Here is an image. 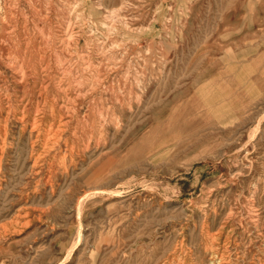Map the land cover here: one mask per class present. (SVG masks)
Returning a JSON list of instances; mask_svg holds the SVG:
<instances>
[{
	"label": "rangeland",
	"instance_id": "obj_1",
	"mask_svg": "<svg viewBox=\"0 0 264 264\" xmlns=\"http://www.w3.org/2000/svg\"><path fill=\"white\" fill-rule=\"evenodd\" d=\"M0 144V264L264 263V0H0Z\"/></svg>",
	"mask_w": 264,
	"mask_h": 264
},
{
	"label": "bare ground",
	"instance_id": "obj_2",
	"mask_svg": "<svg viewBox=\"0 0 264 264\" xmlns=\"http://www.w3.org/2000/svg\"><path fill=\"white\" fill-rule=\"evenodd\" d=\"M99 6H100V5H99ZM5 7H6V6H5ZM68 7H69V6H68ZM73 7H74V6H73ZM6 8H7V7H6ZM97 8H98V7H97ZM99 8H100V7H99ZM10 9H11V8H10ZM10 9H9V10H10ZM70 12H71V11H70ZM111 12H112V11H111ZM7 13H8V12H7ZM68 13H69V12H68ZM74 13H75V12H74ZM75 14H77V13H75ZM110 14H111V13H110ZM109 16H110V15H109ZM22 17H23V16H22ZM88 17H89V16H88ZM118 17H119V16L116 15V18H118ZM106 18H107V17H106ZM106 18H105V19H106ZM105 19H104V20H105ZM74 20H75V19H74ZM111 20H112V19H111ZM77 21H78V20H77ZM113 21H114V20H113ZM113 21H112V22H113ZM22 22H23V21H22ZM59 22H60V21H59ZM64 22H65V21H64ZM69 22H70V21H69ZM118 22H119V21H118ZM4 23H5V22H4ZM66 23H67V22H66ZM66 23H65V24H66ZM34 24H35V23H34ZM58 24H59V23H58ZM61 24H63V23H61ZM86 24H87V23H86ZM90 24H91V23H90ZM106 24H108V22H107ZM106 24H105V28H106ZM112 24H113V23H111V25H112ZM98 25H99V24H98ZM102 25H103V24H102ZM102 25H101V26H102ZM108 25H109V24H108ZM119 25H120V24H119ZM63 26H64V25H63ZM33 27H34V26H33ZM33 27H32V28H33ZM76 27H77V26H76ZM103 27H104V25H103ZM109 27H110V26H109ZM118 27H119V26H118ZM2 28H3V27H2ZM120 28H121V27H120ZM120 28H119V29H120ZM70 29H71V28H70ZM70 29H69V26L67 25L66 29L64 30L65 34H68ZM110 29H111V28H110ZM113 29H114V27H113ZM9 30H10V29H9ZM20 30H21V29H20ZM77 30H79V29H77ZM5 31H6V30H5ZM5 31L2 30V32H5ZM39 31H40V29H39ZM94 31H95V30H94ZM113 31H114V30H113ZM7 32H8V31H7ZM35 32H36V31H35ZM49 32H50V31H49ZM61 32H62V31H61ZM95 32H96V31H95ZM106 32H107V30H106ZM36 33H40V32H36ZM108 33H109V32H108ZM108 33H107V34H108ZM137 33H138V32H137ZM62 34H64V33H62ZM65 34H64V35H65ZM94 34H95V33H94ZM111 34H112V33H111ZM139 34H140V33H139ZM21 35H22V34H21ZM59 35H60V34H59ZM74 35H76V34H74ZM125 35H126V34H125ZM127 35H128V34H127ZM34 36H35V34H34ZM51 36H52V35H51ZM69 36H70V35H69ZM114 36H115V35H114ZM40 37H42V36H40ZM45 37H46V36H45ZM47 37H48V36H47ZM124 37H125V36H124ZM49 38H50V37H49ZM63 38H65V37H63ZM125 38H126V37H125ZM226 38H227V37H226ZM22 39H23V38H22ZM41 39H42V38H41ZM45 39H46V38H45ZM45 39H44V41H45ZM54 39H55V38H54ZM68 39H69V38H68ZM105 39H106V38H105ZM121 39H122V38H121ZM42 40H43V39H42ZM49 40H50V39H49ZM126 40H128V39H126ZM132 40H134V39H132ZM132 40H131V41H132ZM135 40H136V39H135ZM123 41H124V40H123ZM17 42H18V39H17ZM19 42H20V41H19ZM50 42H51V41H50ZM54 42H56V41H54ZM65 42H66V41H65ZM43 43H44V42H43ZM142 43H143V42H142ZM53 44H54V43H53ZM62 44H63V43H62ZM66 44H67V43H66ZM22 45H23V44H22ZM45 45H46V44H45ZM45 45H44V46H45ZM113 45H114V44H113ZM24 46H25V45H24ZM115 46H116V45H115ZM53 47H54V46H53ZM74 47H75V45H74ZM71 49H72V48H71ZM143 50H144V49H143ZM65 51H66V50H65ZM226 51H227V50H226ZM91 52H92V50H91ZM98 52H99V51H98ZM144 53H145V51H144ZM54 54H55V53H54ZM145 54H146V53H145ZM67 55H69V51H68V54H67ZM82 55H83V54H82ZM234 55H235V54H234ZM5 56H6V55H5ZM37 56L39 57V55H37ZM7 57H8V56H7ZM55 57H57V56H55ZM79 57H80V56L78 55L77 58H79ZM83 57H84V56H83ZM96 57H97V56H96ZM77 58H76V59H77ZM56 59H57V58H56ZM81 59H83V58H81ZM81 59H80V60H81ZM20 60H21V58H20ZM77 60H79V59H77ZM21 61H22V60H21ZM26 61H27V60H26ZM31 61H33V60H31ZM63 61H64V60H63ZM81 61H82V60H81ZM88 61H89V60H88ZM116 61H117V60H116ZM14 62H15V61H14ZM84 62H85V61H84ZM61 63H62V62H61ZM61 63H60V64H61ZM67 63H68V62H67ZM85 63H86V62H85ZM88 63H89V62H88ZM103 63H104V62H103ZM8 64H9V63H8ZM19 64H20V63H19ZM21 64H22V63H21ZM21 64H20V65H21ZM65 64H66V63H65ZM86 64H87V63H86ZM104 64H105V63H104ZM2 65H3V64H2ZM5 65H6V63H5ZM22 65H23V64H22ZM44 65H45V64H44ZM55 65H56V64H55ZM61 65H63V64H61ZM67 65H68V64H67ZM78 65H79V64H78ZM87 65H88V64H87ZM87 65H86V67H87ZM164 65H165V64H164ZM12 66H13V65H12ZM53 66H54V64H53ZM79 66H82V65H79ZM14 67H15V66H14ZM20 67H22V66H20ZM32 67H33V66H32ZM86 67H85V68H86ZM113 67H114V66H113ZM6 68H7V67H6ZM17 68H18V67H17ZM41 68H42V67H41ZM80 68H81V67H80ZM106 68H107V67H106ZM11 69H13V68H11ZM31 69H32V68H31ZM59 69H60V68H59ZM132 69H133V68H132ZM234 69H235V68H234ZM14 70H15V69H14ZM62 70H63V69H62ZM68 70H69V69H68ZM86 70H87V69H86ZM11 71H12V70H11ZM19 71H22V70H19ZM33 71H34V70H33ZM17 72H18V71H17ZM17 72H16V74H17ZM22 72H23V71H22ZM62 72H63V71H62ZM62 72H61V73H62ZM96 72H97V71H96ZM58 73H59V71H58ZM64 73H65V72H64ZM93 73H94V72H93ZM13 74H14V73H13ZM18 74H19V72H18ZM21 74H22V73H21ZM70 74H71V73H70ZM96 74H97V73H96ZM103 74H104V73H103ZM105 74H106V73H105ZM25 75H26V72H25ZM40 75H41V74H40ZM56 75H57V74H56ZM62 75H63V73H62ZM91 75H92V74H91ZM98 75H99V74H98ZM124 75H125V74H124ZM137 75H138V74H137ZM9 76H10V75H9ZM20 76L22 77V75H20ZM23 76H24V73H23ZM74 76H75V75H74ZM12 77H13V76H12ZM17 77H18V76H17ZM21 77H20V78H21ZM63 77H64V76H63ZM123 77H124V76H123ZM3 78H4V77H3ZM14 78H15V76H14ZM64 78H65V77H64ZM71 78H72V76H71ZM104 78H105V76H104ZM158 78H159V77H158ZM77 79H78V78H77ZM77 79H76V80H77ZM156 79H157V78H156ZM247 79H248V78H247ZM14 80H15V79H14ZM14 80H13V81H14ZM43 80H44V79H43ZM61 80H62V79H61ZM72 80H74V77H73ZM72 80H71V81H72ZM161 80H162V79H161ZM21 81H22V80H21ZM21 81H20V82H21ZM69 81H70V80H69ZM74 81H75V80H74ZM96 81H97V80H96ZM96 81H94L95 84H96ZM103 81H104V80H103ZM137 81H138V80H137ZM18 82H19V81H18ZM54 82H55V81H54ZM101 82H102V81H101ZM132 82H134V81H132ZM205 82H206V81H205ZM205 82H204V83H205ZM245 82H246V80H245ZM2 83H3V82H2ZM34 83H35V82H34ZM38 83H39V82H38ZM52 83H53V82H52ZM56 83H57V82H56ZM63 83H64V82H63ZM70 83H71V82H70ZM85 83H86V82H85ZM115 83H116V82H115ZM159 83H160V81H159ZM218 83H219V82H218ZM53 84H54V83H53ZM76 84H77V82H76ZM116 84H117V83H116ZM135 84H136V83H135ZM157 84H158V83H157ZM19 85H20V84H19ZM65 85H66V84H65ZM65 85H64V87H65ZM68 85L70 86V84H68ZM71 85H73V84H71ZM206 85H207V84H206ZM39 86H40V83H39ZM57 86H58V85H57ZM80 86H81V85H80ZM133 86H134V84H133ZM201 86H202V85H201ZM216 86H217V85H216ZM224 86H225V85H224ZM244 86H245V85H244ZM250 86H251V85H250ZM33 87H34V86H33ZM43 87H44V86H42V88H43ZM53 87H55V85H54ZM64 87H63V88H64ZM75 87H76V86H75ZM75 87H74V88H75ZM101 87H103V86H101ZM21 88H23V87L21 86ZM44 88H45V87H44ZM44 88H43V89H44ZM48 88H49V87H48ZM56 88H57V87H56ZM58 88H59V87H58ZM75 89H76V88H75ZM80 89H81V87H80ZM196 89H197V88H196ZM34 90H35V89H34ZM64 90H65V89H64ZM76 90H77V89H76ZM209 90H210V89H209ZM211 90H212V89H211ZM211 90H210V91H211ZM55 91H56V90H55ZM46 92H47V90H46ZM62 92H63V91H62ZM73 92H74V91H73ZM44 93H45V92H44ZM77 93H78V94H80V93L82 94V92L79 93V91H78ZM85 93H86V92H85ZM119 93H120V92H119ZM81 94H80V95H81ZM100 94H101V93H100ZM3 95H4V94H3ZM12 95H13V94H12ZM74 95H75V94H74ZM198 95H199V94H198ZM76 96H77V95H76ZM76 96H74V97H76ZM26 97H27V96H26ZM51 97H52V96H51ZM57 97H58V96H57ZM74 97H73V98H74ZM137 97H138V96H137ZM3 98H4V96H3ZM67 98H68V97H67ZM69 98H71V97H69ZM5 99H6V98H5ZM5 99H4V101H5ZM17 99H18V98H17ZM19 99H20V98H19ZM19 99H18V100H19ZM51 99H52V98H51ZM53 99H54V98H53ZM75 99H76V98H75ZM94 99H95V98H94ZM201 99H202V98H201ZM65 100H66V99H65ZM95 100H96V99H95ZM155 100H156V99H155ZM93 101H94V100H92L91 102H93ZM24 102H25V101H24ZM52 102H53V101H52ZM222 102H223V101H222ZM222 102H221V103H222ZM47 103H48V102H47ZM92 104H94V103H92ZM95 104H96V103H95ZM145 104H146V103H145ZM218 104H219V103H218ZM139 105H140V104H139ZM45 106H46V105H45ZM95 106H96V105H95ZM216 106H217V104H216ZM35 107H36V106H35ZM51 107H52V106H51ZM93 107H94V106H93ZM93 107H92V108H93ZM214 107H215V106H214ZM214 107H213V108H214ZM58 108H59V107H58ZM92 108H90V110L93 112ZM96 108H97V107H96ZM98 108H99V107H98ZM107 108H108V107H107ZM213 108H212V109H213ZM63 109H64V105H63ZM101 109H102V108H101ZM103 109H104V108H103ZM212 109H211V110H212ZM35 110L38 111V108L35 109ZM69 110H70V109H69ZM94 110H95V108H94ZM129 110H130V109H129ZM129 110H128V111H129ZM131 110H132V109H131ZM133 110H134V108H133ZM32 111H33V110H32ZM47 111H48V110H47ZM96 111H97V110H96ZM100 111H101V110H100ZM33 112H34V111H33ZM20 113H21V112H20ZM90 113H91V112H90ZM209 113H210V112H209ZM36 114H37V112H36ZM94 114H95V113H94ZM31 115H32V114H31ZM34 115H35V114H34ZM128 115H129V114H128ZM97 116H100V115H97ZM102 116H103V115H102ZM97 118H98V117H97ZM18 119H19V118H18ZM20 119H21V117H20ZM88 119H89V118H88ZM101 119H102V118H101ZM103 119H104V118H103ZM177 119H178V118H177ZM107 120H108V119H107ZM125 120H127V119H125ZM19 121H20V120H19ZM65 121H66V120H65ZM102 121H103V120H102ZM109 121H110V120H109ZM115 121H116V120H115ZM34 122H35V121H34ZM83 122H84V121H83ZM32 123H33V121H32ZM61 123H62V122H61ZM114 123H115V122H114ZM120 123H121V122H120ZM122 123H123V122H122ZM29 124H30V123H29ZM34 124H35V123H34ZM56 124H57V123H56ZM93 124H94V122H93ZM102 124H103V123H102ZM124 124H125V123H124ZM30 125H31V124H30ZM32 125H33V124H32ZM167 125H168V124H167ZM85 126H86V125H85ZM98 126H100V125H98ZM115 126H116V125H115ZM120 126H121V125H120ZM120 126H119V127H120ZM31 127H32V126H31ZM121 127H122V126H121ZM114 128H115V127H114ZM1 129H2V127H1ZM25 129H26V128H25ZM30 129H33V127L30 128ZM49 129H50V128H48V130H49ZM56 129H57V128H56ZM116 129H117V128H116ZM42 130H43V129H42ZM88 130H89V129H88ZM117 130H118V129H117ZM2 131H4V130H2ZM29 131H30V130H29ZM46 131H47V130H46ZM55 131H56V130H53V132H55ZM57 131H58V130H57ZM118 131H119V130H118ZM43 132H44V131H43ZM43 132H42V133H43ZM50 132H52V131H50ZM59 132H60V131H59ZM61 132H62V131H61ZM61 132H60V134H61ZM71 132H72V131H71ZM35 133H36V132H35ZM36 134H37V133H36ZM53 134H54V133H53ZM55 134H56V132H55ZM119 134H120V133H119ZM41 135H42V134H41ZM58 135H59V133H58ZM21 136H22V135H21ZM48 136H49V135H48ZM50 136H51V134H50ZM96 136H97V135H96ZM11 138H12V137H11ZM46 138H47V137H46ZM47 139H48V138H47ZM56 139H57V138H56ZM88 139H89V138H88ZM96 139H97V137H96ZM43 140H44V139H43ZM1 141H2V140H1ZM33 141H34V140H33ZM45 141H46V140H45ZM55 141H56V140H54V143H55ZM101 141H102V140H101ZM30 142H32V141H30ZM64 142H65V141H64ZM88 142H89V141L87 140V143H88ZM1 143H2V142H1ZM93 143H94V142H93ZM103 143H104V141H103ZM44 144H45V142H44ZM84 144H85V143H84ZM0 145H1V144H0ZM42 145H43V143H42ZM63 145H66V143L63 144ZM85 145H86V144H85ZM31 146H32V145H31ZM43 146H44V145H43ZM43 146H42V147H43ZM101 146H102V145H101ZM8 147H9V146H8ZM40 147H41V146H40ZM44 147H45V146H44ZM47 147H48V146H47ZM69 147H70V146H69ZM84 147H85V146H84ZM10 148H11V147H10ZM86 148H87V147H86ZM96 148L98 149V147H96ZM68 150H69V149H68ZM30 151H31V149H30ZM69 151H70V150H69ZM80 151H81V150H80ZM84 151H85V150H84ZM98 151H99V150H98ZM37 153H38V151H37ZM82 153H83V152H82ZM87 153H88V152H87ZM96 153H97V152H96ZM29 155H30V154H29ZM37 155H38V154H36L35 156H37ZM61 156H63V155H61ZM29 157H30V156H29ZM37 157H38V156H37ZM63 158H64V156H63ZM60 159H61V158H60ZM221 160H222V159H221ZM257 160H258V159H257ZM62 161H63V164H64V160H62ZM30 162H31V161H30ZM240 163H241V162H240ZM69 164H70V163H69ZM74 164H76V163H74ZM47 165H48V164H47ZM59 165H60V164H59ZM32 166H33V161H32ZM63 166H64V165H63ZM68 166H69V165H68ZM238 166H239V165H238ZM73 167H75V166H73ZM233 167L235 168V166H233ZM233 167H232V168H233ZM62 170H63V169H62ZM47 171H48V170H47ZM65 172H66V171H65ZM232 172H233V171H232ZM63 173H64V172H63ZM60 175H61V174H60ZM69 177H70V176H69ZM263 177H264V176H263ZM243 180H244V179H243ZM261 180H262V179H261ZM1 182H2V181H1ZM228 182H230V181H228ZM228 182H227V183H228ZM253 184H254V183H253ZM58 185H59V184H58ZM242 185H243V184H242ZM217 186H218V185H217ZM218 187H219V186H218ZM263 187H264V186H263ZM208 190H209V189H208ZM210 190H211V189H210ZM82 191H83V190H82ZM86 191H87V190H86ZM219 191H220V190H219ZM219 191H218V193H219ZM249 191H250V190H249ZM253 191H255V190L253 189ZM30 192H31V191H30ZM206 193H207V192H206ZM223 193H224V192H223ZM250 193H251V192H250ZM252 193H253V192H252ZM38 194H39V193H38ZM256 194H257V193H256ZM0 195H1V194H0ZM81 196H82V195H81ZM92 196H93V195H92ZM237 196H238V195H237ZM242 196H243V195H242ZM238 197H239V196H238ZM83 198H86V196L83 197ZM225 198H226V197H225ZM81 200H82V198H81ZM200 200H201V199H200ZM78 201H79V200H78ZM83 201H84V200H83ZM201 201H202V200H201ZM215 201H216V200H215ZM252 201H253V200H252ZM255 201H256V200H255ZM79 202H80V201H79ZM81 202H82V201H81ZM81 202H80V203H81ZM208 202H209V201H208ZM22 203H23V202H22ZM215 203H217V202H215ZM249 203H250V202H249ZM253 203H254V202H253ZM255 203H256V202H255ZM20 204H21V203H20ZM78 204H79V203H78ZM245 204H246V203H245ZM196 205H197V204H196ZM222 205H223V204H222ZM224 205H225V204H224ZM224 205H223V206H224ZM247 205H249V204H247ZM247 205H246V206H247ZM75 206H76V205H75ZM242 206H243V205H242ZM212 207H214V206H212ZM248 207H250V205H249ZM254 207H255V206H254ZM214 208H215V207H214ZM256 208H257V207H256ZM31 209H32V208H31ZM206 209H207V208H205V210H206ZM212 209H213V208H212ZM251 209H253V207H252ZM246 211H247V210H246ZM253 211H254V209H253ZM25 212H26V211H25ZM206 212H207V211H206ZM248 212H249V211H248ZM248 212H247V213H248ZM250 212H251V211H250ZM256 212H257V211H256ZM19 213H20V212H19ZM19 213H18V214H19ZM213 213H214V211H213ZM252 213H253V212H252ZM254 213H255V212H254ZM23 214H25V213H23ZM215 214H216V213H215ZM227 214H228V213H227ZM25 215H26V214H25ZM25 215H22V216H25ZM75 215H76V214H75ZM213 215H214V214H213ZM229 215H231V214H229ZM250 215H253V214H250ZM33 216H34V215H33ZM37 216H38V215H37ZM76 216H77V215H76ZM79 216H80V215H79ZM183 216H184V215H183ZM206 216H208V215H206ZM246 216H247V214H246ZM232 217H233V216H232ZM253 217H254V216H253ZM227 218H228V217H227ZM27 219H28V218H27ZM193 219H194V218H193ZM250 219H251V217H250ZM257 219H259V218H257ZM191 220H192V219H191ZM236 220H237V219H236ZM260 220H261V219H260ZM251 221H253V220H251ZM10 222H11V221H10ZM24 222H25V221H24ZM14 223H17V222H14ZM21 224H22V223H21ZM25 224H27V223H25ZM253 224H254V223H253ZM22 225H23V224H22ZM204 225H205V224H204ZM257 225H258V223H257ZM0 226H1V224H0ZM2 226H4V224H2ZM80 226H81V225H80ZM192 226H193V224H192ZM254 226H255V225H254ZM24 227H26V226H24ZM256 227H257V226H256ZM41 228H42V227H41ZM257 228H258V227H257ZM253 229L255 230V228H253ZM78 230H79V229H78ZM187 230H188V229H187ZM205 230H206V229H205ZM241 230H242V229H241ZM243 232H244V231H243ZM258 232H259V231H258ZM2 233H3V232H2ZM206 234H207V233H206ZM208 234H209V232H208ZM212 234H215V233H212ZM222 234H223V233H222ZM222 234H221V235H222ZM78 235H79V234H78ZM204 235H205V234H204ZM206 236H207V235H206ZM212 236H213V235H212ZM39 237H40V236H39ZM80 237H81V236H80ZM78 238H79V237H78ZM78 238H77V239H78ZM247 239H248V238H247ZM39 240H40V239H39ZM78 240H79V239H78ZM187 241H188V240H187ZM206 241H207V240H206ZM211 241H213V240H211ZM211 241H210V242H211ZM259 241H260V240H259ZM261 241H262V240H261ZM231 242H233V241H231ZM263 242H264V241H263ZM179 246H180V245H179ZM179 246H178V247H179ZM235 246H236V245H235ZM257 246H258V245H257ZM224 247H225V246H224ZM213 248H214V247H213ZM173 250H174V249H173ZM206 250H207V249H206ZM178 251H179V250H178ZM188 251H189V250H188ZM203 251H204V250H203ZM234 251H236V250H234ZM258 251H259V250H258ZM260 251H261V250H260ZM191 252H192V251H191ZM191 252H190V253H191ZM206 252H207V251H206ZM239 252H240V251H239ZM228 253H229V252H228ZM235 253H236V252H235ZM248 254H249V253H248ZM218 255H219V254H218ZM190 256H191V255H190ZM233 256H234V255H233ZM170 257H173V256H170ZM174 257H175V256H174ZM219 257H220V256H219ZM236 257H237V256H236ZM217 258H218V257H217ZM228 258H229V257H228ZM252 258H253V257H252ZM10 259H11V258H10ZM168 259H169V258H168ZM170 259H171V258H170ZM174 259H175V258H174ZM226 259H227V257H226ZM256 259H257V257H256ZM222 260H223V259H222ZM257 260H258V259H257ZM25 261H26V260H25ZM25 261H24V262H25ZM242 261H243V260H242ZM24 262H23V263H24ZM220 262H221V261H220ZM26 263H27V262H26ZM242 263H243V262H242ZM233 264H234V263H233ZM257 264H258V262H257ZM262 264H264V263H262Z\"/></svg>",
	"mask_w": 264,
	"mask_h": 264
}]
</instances>
